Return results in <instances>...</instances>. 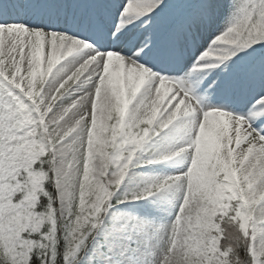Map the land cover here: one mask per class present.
Returning <instances> with one entry per match:
<instances>
[{
  "label": "snow or ice",
  "instance_id": "snow-or-ice-1",
  "mask_svg": "<svg viewBox=\"0 0 264 264\" xmlns=\"http://www.w3.org/2000/svg\"><path fill=\"white\" fill-rule=\"evenodd\" d=\"M0 264H264V0H0Z\"/></svg>",
  "mask_w": 264,
  "mask_h": 264
}]
</instances>
